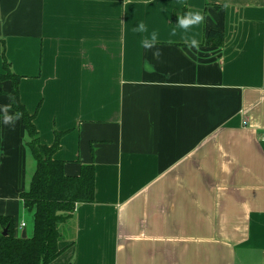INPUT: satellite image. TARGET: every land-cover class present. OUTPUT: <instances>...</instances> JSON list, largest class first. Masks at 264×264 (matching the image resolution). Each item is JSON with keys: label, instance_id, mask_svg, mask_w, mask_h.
I'll return each instance as SVG.
<instances>
[{"label": "crops", "instance_id": "obj_1", "mask_svg": "<svg viewBox=\"0 0 264 264\" xmlns=\"http://www.w3.org/2000/svg\"><path fill=\"white\" fill-rule=\"evenodd\" d=\"M3 43L41 144L60 136L67 175L96 166L53 264H264V0H0L15 115ZM28 140L0 122L17 236L35 226Z\"/></svg>", "mask_w": 264, "mask_h": 264}, {"label": "trees", "instance_id": "obj_2", "mask_svg": "<svg viewBox=\"0 0 264 264\" xmlns=\"http://www.w3.org/2000/svg\"><path fill=\"white\" fill-rule=\"evenodd\" d=\"M207 43L221 44L217 32H211ZM5 74L3 78L13 82L10 93L11 109L22 113L27 136V145L37 165L29 188L21 193L25 207L34 211L35 226L32 236H17L15 219L0 214V264H53L70 246L67 243L71 222L77 206L95 201L96 166L84 164L78 175H67L64 161L54 158L60 147L59 135L52 146L41 144L34 124V116L21 103L19 83L21 76L11 69L3 43ZM5 228L8 229L4 234Z\"/></svg>", "mask_w": 264, "mask_h": 264}, {"label": "clouds", "instance_id": "obj_3", "mask_svg": "<svg viewBox=\"0 0 264 264\" xmlns=\"http://www.w3.org/2000/svg\"><path fill=\"white\" fill-rule=\"evenodd\" d=\"M178 22L182 28L187 29L189 27V21L187 19H180ZM139 30L145 31V26L142 23L139 25ZM193 43H195V41H193ZM145 47H151V45L145 44ZM145 67L147 69L149 65L146 63ZM9 109L10 105L0 106V113H3L0 122H2L3 125L14 126L15 122L18 121L23 114L18 112L15 115H10Z\"/></svg>", "mask_w": 264, "mask_h": 264}, {"label": "water", "instance_id": "obj_4", "mask_svg": "<svg viewBox=\"0 0 264 264\" xmlns=\"http://www.w3.org/2000/svg\"><path fill=\"white\" fill-rule=\"evenodd\" d=\"M7 231H8V229L5 228V230H4V234H7ZM26 236H27V233L24 231V232L22 233V237H26Z\"/></svg>", "mask_w": 264, "mask_h": 264}, {"label": "built area", "instance_id": "obj_5", "mask_svg": "<svg viewBox=\"0 0 264 264\" xmlns=\"http://www.w3.org/2000/svg\"><path fill=\"white\" fill-rule=\"evenodd\" d=\"M263 139H264V132H263ZM22 226H25V224L23 223Z\"/></svg>", "mask_w": 264, "mask_h": 264}]
</instances>
